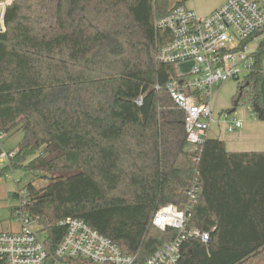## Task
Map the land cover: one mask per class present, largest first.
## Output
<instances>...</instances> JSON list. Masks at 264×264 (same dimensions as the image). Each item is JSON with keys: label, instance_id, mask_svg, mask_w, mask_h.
Returning <instances> with one entry per match:
<instances>
[{"label": "trees", "instance_id": "1", "mask_svg": "<svg viewBox=\"0 0 264 264\" xmlns=\"http://www.w3.org/2000/svg\"><path fill=\"white\" fill-rule=\"evenodd\" d=\"M180 3L15 0L7 8L0 132L22 130L23 138L0 182L11 169L45 181L25 185L21 208L51 251L66 233L59 221L81 218L144 260L177 235L152 220L164 205L184 207L198 170L188 226L209 240L185 239L178 264H264V150L229 151L219 137L193 149L167 89L174 65L157 58L171 37L156 31L155 18ZM263 76L264 40L233 97L234 108L245 103L261 120Z\"/></svg>", "mask_w": 264, "mask_h": 264}, {"label": "built area", "instance_id": "2", "mask_svg": "<svg viewBox=\"0 0 264 264\" xmlns=\"http://www.w3.org/2000/svg\"><path fill=\"white\" fill-rule=\"evenodd\" d=\"M15 0H0V32L5 31V14ZM182 3L167 14L155 18L156 31L166 30L170 40L158 47L159 61L170 64L192 62L189 72L177 74L167 83V89L177 106L184 111L187 141L193 149H200L209 137L215 122L212 90L228 81L242 82L251 73L256 62L259 37H264V1L226 0L206 15ZM159 88V86H156ZM143 97L137 99L142 104ZM229 111L223 112L228 131L243 126V121ZM9 154L3 152L1 157ZM15 171V170H13ZM199 171L191 186L184 207L167 204L153 217V224L162 230L175 228L177 235L164 241L144 260L138 254H126L111 238L94 229L81 218L59 221L66 233L58 247L51 251L46 237L32 227L35 222L21 208L26 190L19 193L13 217L20 229L0 231V264H178L182 242L189 237L209 240V233L189 228L191 208L199 196Z\"/></svg>", "mask_w": 264, "mask_h": 264}, {"label": "rangeland", "instance_id": "3", "mask_svg": "<svg viewBox=\"0 0 264 264\" xmlns=\"http://www.w3.org/2000/svg\"><path fill=\"white\" fill-rule=\"evenodd\" d=\"M171 1L173 3H177L180 0H171ZM182 1L186 3L188 7L196 9L200 15H205L203 13V10L205 8L212 7L215 4H218V3L221 4L225 2V0H182ZM192 65L193 63L190 61L181 62V63L175 64L174 69L177 74L186 73L190 71V69L192 68ZM238 83L239 81L233 80V81H228V83H226V85H224L223 87H220V88H218V86L213 87L212 98H213V101L215 100L216 102L215 103L216 105L215 119L216 120L221 118V115H220L221 113L225 111H229L230 109L235 107L234 102H233V97L237 92ZM262 98H263V94H262ZM249 108H251L249 105L245 103H240L236 107V112L238 113L239 117H241L242 119L250 118L251 114L252 113L254 114V112L252 109H251L252 111H250ZM234 113L235 111L232 112L231 115H234ZM255 117L258 118L256 115ZM214 126H219V125L216 122ZM22 138H23L22 130L14 131L11 134L0 132V142H1L3 151L6 154H9L11 150L18 147ZM9 158H10V155L5 158L0 156V168L3 167L7 163ZM37 176L33 174H26L23 170L13 171V169H11V171L7 173L5 178L1 180L0 182V231H7V230L16 231L20 229L21 227L20 223H18V221H16V219L12 215L13 206L17 205L20 200L18 197H15L14 194L24 189L25 185L29 181H31L33 177L36 178L35 183L38 186L43 185L45 181L40 178H37ZM31 225L36 230H40V226L36 222H33Z\"/></svg>", "mask_w": 264, "mask_h": 264}, {"label": "crops", "instance_id": "4", "mask_svg": "<svg viewBox=\"0 0 264 264\" xmlns=\"http://www.w3.org/2000/svg\"><path fill=\"white\" fill-rule=\"evenodd\" d=\"M221 4L218 3L212 7L205 8L203 10V13L206 15L209 12H211L213 9H215L216 7L220 6ZM258 40L261 43L262 40H264V37L261 36L259 37ZM226 83H224L221 86H218V88L223 87L224 85H226ZM261 90H262L263 102H264V80H262V83H261ZM215 103L216 102L214 100L213 101L214 113H216ZM249 110L252 111L251 108H249ZM229 112L232 113L233 111H229ZM252 114L250 118L242 119L241 117H239L238 113L236 112V116L243 121V126L233 131H228L226 128L229 122L224 119L223 113H221L220 114L221 118L218 120L215 119V122L212 124V127L209 131V137H219L225 140L226 147L229 151L264 150V120L256 118L255 115L254 114L252 115ZM216 122L218 123L219 126H214Z\"/></svg>", "mask_w": 264, "mask_h": 264}, {"label": "water", "instance_id": "5", "mask_svg": "<svg viewBox=\"0 0 264 264\" xmlns=\"http://www.w3.org/2000/svg\"><path fill=\"white\" fill-rule=\"evenodd\" d=\"M236 110V108H234V110L233 111H235Z\"/></svg>", "mask_w": 264, "mask_h": 264}]
</instances>
